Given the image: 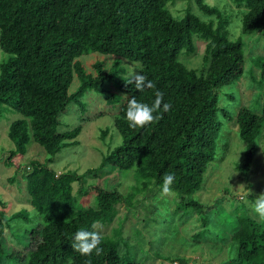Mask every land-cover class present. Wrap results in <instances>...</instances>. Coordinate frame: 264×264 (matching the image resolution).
Returning <instances> with one entry per match:
<instances>
[{"label":"trees","instance_id":"obj_1","mask_svg":"<svg viewBox=\"0 0 264 264\" xmlns=\"http://www.w3.org/2000/svg\"><path fill=\"white\" fill-rule=\"evenodd\" d=\"M221 1L0 0V110L11 107L23 115L9 125L15 148L6 164L21 170L13 159L23 156L32 141L47 155L44 162L31 161L22 172L28 202L37 212L33 217L23 211L11 216L29 224L22 233L24 240L18 239L24 244L22 250L7 240L10 224L0 206V264H69V260L71 264H147V259L131 251L142 247L143 232L136 227L141 236L132 244L123 229L127 216L137 215L139 204L160 223L155 231L163 239L162 247L179 230L177 218L184 222L196 213L201 219L196 235L213 233L217 250L225 251L218 264H264V222L250 213L263 185L255 183L252 174L255 158L261 151L264 154V45L252 65L254 80L247 79L257 86L255 102L246 103L234 92L238 81L246 78L245 42L232 39L229 30L239 24L237 20L231 25V12L238 9L242 33L264 36V0H232L237 7L232 9ZM201 41L206 47L201 65L194 68L189 57L198 53ZM91 53L139 62L137 72L153 87L136 89L134 82H126L130 74L121 66L107 69L103 61L87 66L83 56ZM75 79L78 87L71 91ZM224 85L228 92L220 88ZM92 90L117 108L114 124L122 137L95 169L109 166L121 178L132 176L135 183L127 195L96 188L90 202L80 198L91 191H76L75 183L86 178L85 173H58L50 163L63 147L76 145L82 131V125L59 130L61 115L73 103L83 109L84 96ZM157 90L171 109L164 112L161 105L159 119L129 127L125 115L129 99L151 105ZM224 162H228L226 193L233 195L230 185L235 173L246 187L242 198L229 199L232 212L223 205V197L212 207L196 196L210 171ZM165 173H173L174 181L167 193L170 197L162 200ZM138 193L141 198H136ZM147 197L152 200L146 202ZM122 203L127 214L113 233H102L101 225L113 222ZM0 204L6 205L1 197ZM168 218L174 229L165 222ZM81 228L102 237L99 255L95 250L91 255L73 250L72 238ZM32 243V249H25ZM157 255L180 264L189 261L175 252Z\"/></svg>","mask_w":264,"mask_h":264},{"label":"rangeland","instance_id":"obj_2","mask_svg":"<svg viewBox=\"0 0 264 264\" xmlns=\"http://www.w3.org/2000/svg\"><path fill=\"white\" fill-rule=\"evenodd\" d=\"M207 1L213 2L214 0ZM221 2L230 5V7L232 6L231 9L237 8L235 2L232 0H222ZM196 10H198V7H196ZM231 19V25L236 23L237 20L239 25H241L242 12L238 9L237 11L231 12ZM233 28L234 26H230L229 28L230 37L234 40L241 38L245 42L246 56L244 73L246 78H242L238 81L237 86L234 88L235 96L246 103H254V95H256L257 86H251V83L247 82V79L254 80L252 77V65L255 64V59L263 51L264 36L259 37L257 34H243L240 28L239 34L237 35L231 31ZM205 45L204 42H199L200 50L196 55L189 57V59L194 60L193 63H190L194 68H198L201 65L200 56H202L205 50ZM83 59L87 66H90V63L93 62L103 61L107 69H110L112 66H121L128 74H130V70L131 73L134 74L140 68L139 62H131L123 57L103 55L101 53H91L83 56ZM108 86L111 90L116 91L111 84ZM76 87H78V81L75 79L70 90L73 91ZM220 88L224 92H228V86L224 85ZM223 100H225L226 103L229 102V99L225 98V94L223 95ZM84 105L85 107L81 109L78 104L73 103L69 105V108L61 115L62 122L59 125V130L65 131L66 129L82 125V131L78 136V143L76 145L63 147L55 156L54 161L50 163V167L55 169L58 173L68 170L77 171L79 174L85 173L86 178H82V181L75 183L76 191L80 190V188L84 192L86 190L91 191V193L80 198L84 201H94L93 196L96 188L105 190L117 189L127 195L131 191L132 185L135 183L132 176L129 178L122 176L123 178H121L118 172L112 171L109 166L105 167L103 170L95 169L100 165L103 156L122 142V137L114 124V115L117 113V108L108 104L106 99L102 98L101 95L94 90L89 91L84 96ZM21 117H23V115L11 107H4L0 110V197L6 203V205L2 206L0 204V206L7 212V222L10 224V228L6 229L7 240L20 250L23 249L24 244H22L23 242L19 243V236L22 237V233L27 229L29 224L24 222L23 218L20 220H12L11 216L20 211H23V214L28 215V217H33L35 213H37L32 204L28 202L29 195L26 190L25 180L22 179V172L25 168L29 169L31 161L44 162L47 156L44 148L35 141H32L28 144L27 150L23 156H17L13 159L22 165V167H20L21 170H18V166L6 164L7 158L10 155V150L15 148L14 143L8 136L9 125L14 120ZM231 129L233 134H235L237 128L234 126L231 127ZM106 130H108L107 133ZM227 164L228 162H224L219 168L210 171L204 187L197 192L196 196L201 202L212 207L218 204L219 198L223 197L225 199L223 205L229 212H232L234 209L230 200H233V195H238V198H242L243 194L246 193V187L243 183V179L240 178L238 173H235L234 180L230 185L231 191H234L233 195L231 193H226L225 185H227L226 181L229 179L224 175V169ZM12 178L15 179L11 181ZM252 178L257 181L255 183L262 181L263 185L261 184L258 188V195L264 193L263 151L255 158ZM166 196L170 197L169 194L163 193L161 196L162 200H166ZM141 197V193H138L136 196V198ZM80 199L78 200L80 201ZM151 200V198L147 197L146 202H150ZM248 205L249 208H251L249 202ZM135 211L137 213L136 216L131 214L127 216L123 228L124 236L127 238L130 237V240H132L131 243L134 244L136 242V237H140L143 232L144 240L142 241L139 238L142 247L135 246L131 251L136 253L137 258L141 257V259H147V264H180L179 261H176V259L174 260L172 257L167 259L157 255L161 253L165 256H171L172 252H175L176 255L178 254L189 258L186 264H218L223 260L225 251L220 253V251L217 250L215 245L217 243H215L216 239L213 233L207 232L208 234L206 237H199L196 235L198 230L201 229V219L198 214L194 213V215L186 218L184 222L180 218H177L175 224L179 230L175 232L176 235L174 238L171 237L167 242L164 241V246L162 247L163 239H160V233L155 231V229L158 228L156 225H160V223L155 222L147 216L143 204H139ZM127 212L126 203L120 204L116 218L111 223L101 225V232L107 234L113 233V227L118 225L119 219L125 217ZM250 213L254 218L259 219L258 215L251 209ZM169 220L170 218L165 222L170 223ZM170 226L171 229H174L172 220ZM136 227L139 228V231L141 230L140 235H138V229ZM157 232L159 233L158 235ZM151 236L153 237V242L150 244L149 240L152 238ZM21 239L24 240L23 237ZM33 247L34 244L32 243L31 246L26 245L25 249H32ZM154 253H156V255H154Z\"/></svg>","mask_w":264,"mask_h":264},{"label":"clouds","instance_id":"obj_3","mask_svg":"<svg viewBox=\"0 0 264 264\" xmlns=\"http://www.w3.org/2000/svg\"><path fill=\"white\" fill-rule=\"evenodd\" d=\"M240 25L237 23L231 31L234 34H239ZM127 83L135 84L136 89L142 90L144 87H153L151 81H147L146 77L139 72L131 73L130 70V78L126 81ZM163 93L159 90L155 93V99L151 105L147 103H143L135 99L134 97L129 99L126 109V119L129 122V127H143L146 124L152 122L154 119L160 118V113L158 110L163 108L164 112H168L171 109V104L167 102H163ZM153 113H157L156 116ZM259 141H258V143ZM174 181L173 173H165L163 175L162 182V192L168 193L170 191V186ZM253 212H255L259 220L264 222V193H261L257 196L255 201L251 205ZM102 241V237L96 232H90L84 228L78 229L73 238L71 246L73 250L79 252L81 255H91L93 250L95 253L99 255L103 249L100 247ZM69 264H71V260H69Z\"/></svg>","mask_w":264,"mask_h":264}]
</instances>
